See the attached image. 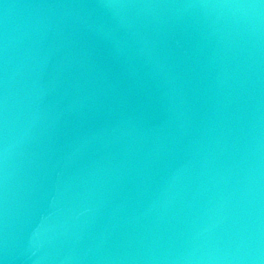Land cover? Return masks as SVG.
I'll list each match as a JSON object with an SVG mask.
<instances>
[{
    "label": "water",
    "instance_id": "1",
    "mask_svg": "<svg viewBox=\"0 0 264 264\" xmlns=\"http://www.w3.org/2000/svg\"><path fill=\"white\" fill-rule=\"evenodd\" d=\"M3 264H264V0H0Z\"/></svg>",
    "mask_w": 264,
    "mask_h": 264
},
{
    "label": "snow or ice",
    "instance_id": "2",
    "mask_svg": "<svg viewBox=\"0 0 264 264\" xmlns=\"http://www.w3.org/2000/svg\"><path fill=\"white\" fill-rule=\"evenodd\" d=\"M0 264H3V262H2V261H0Z\"/></svg>",
    "mask_w": 264,
    "mask_h": 264
}]
</instances>
